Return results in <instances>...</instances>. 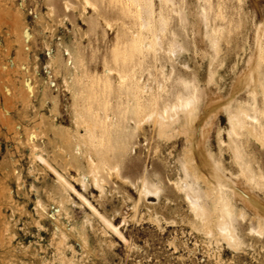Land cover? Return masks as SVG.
<instances>
[{
  "label": "rangeland",
  "instance_id": "obj_1",
  "mask_svg": "<svg viewBox=\"0 0 264 264\" xmlns=\"http://www.w3.org/2000/svg\"><path fill=\"white\" fill-rule=\"evenodd\" d=\"M66 2L70 6L66 7ZM89 2L93 6L83 0H0V264H69L67 259L59 262V256L54 255L56 246L64 251L65 258H72L71 264H264V234H246L249 225H256L248 217L249 211L241 225H237L244 248L234 250L225 241L216 244L201 230H195L185 202L166 191L165 178L181 173L184 139L179 135L167 142L158 140V151L153 152L156 140L151 126L146 124L138 129L127 122L129 81L120 84L116 75L106 73L107 68H112L130 78L134 73L145 79L155 72L167 73L165 51L171 43L170 30L156 56L149 52L139 57L130 52V31L136 30L137 21L124 0ZM217 3L225 17L221 20L222 34L216 33V56L205 35L206 30L211 32L212 22L207 28L203 22L197 23L195 12L200 2L187 0L184 10L189 22L184 28L172 18L171 25L184 49L173 57L174 71L169 83L207 85L211 66L214 83L209 86L227 98L235 73L244 65L252 45L254 25L264 21V0L204 2L210 13ZM235 98L244 106L251 101L244 91ZM235 100H231L232 106ZM260 103L258 94L257 106ZM230 108L227 105L214 119L207 145L212 159H220L227 170L231 169L230 157L224 144ZM199 109L202 110L201 105ZM85 118L119 131L116 137L102 138V148L113 149L123 176L134 180L145 174L155 185L160 179L154 173L156 167L162 175L161 188L170 198L140 201L137 215L131 219L132 199L138 197L132 186L105 177L106 194L101 199L99 191L90 186L84 190L80 183L76 184L73 179L78 177V170L86 169L79 143ZM219 130L224 141L221 144L217 140ZM34 141L47 161L98 210L111 217L115 214L113 221L126 243L113 233L103 234L88 206L73 191H69L70 201L63 198L59 208L58 195L66 193L57 188L54 173L41 162L32 161L29 145ZM121 144H126V152L117 156ZM254 145L264 170V147L255 142ZM125 156L128 164L124 162ZM64 211L68 212L67 217ZM154 211L157 219L149 216ZM87 214L93 219V229L85 226ZM122 216H126L125 224ZM58 231L67 234L63 244Z\"/></svg>",
  "mask_w": 264,
  "mask_h": 264
},
{
  "label": "bare ground",
  "instance_id": "obj_2",
  "mask_svg": "<svg viewBox=\"0 0 264 264\" xmlns=\"http://www.w3.org/2000/svg\"><path fill=\"white\" fill-rule=\"evenodd\" d=\"M197 1L201 3L195 12L197 23L203 22L205 28L208 27L209 21L213 24L210 28L211 32L206 30L205 35L214 56H216L219 49L216 33L222 34L221 20L224 19L225 15L218 3L210 13L204 4L206 0ZM83 2L93 6L89 0H83ZM124 2L137 21L136 30L130 31L131 54L143 57L152 52L153 56H156L159 49L162 48L167 30H170L172 37L171 43L165 51V58L169 64L167 73L160 71V74H157L155 72L149 79H145L137 78L134 73L130 78L117 69H106V73L116 75L118 83L123 84L128 81L130 83L127 85L126 93L129 97V103L126 105L127 122L129 121L134 128L138 129H142L146 124L151 126L156 140L154 141L153 152L158 151V140L167 142L179 135L182 136L184 145L180 161L181 173L179 172L175 178L169 176L165 178L167 193L182 198L192 216L190 222L196 227H194L195 230H201L202 235L204 233L209 239L212 238L216 244L225 241L226 245L234 250L244 248L245 242L238 235L237 225H241L247 211H249L248 217L252 218L256 225H249L246 234H256L257 236L264 234V201L260 195L264 196V170L258 163L257 148L254 145L255 142L259 143V147H264V21L254 25L253 42L248 47L247 58L244 65L235 73L229 96L223 98L220 93H215L209 86L210 83H214V69L211 66L207 71V85L200 86L193 83L192 87H188L181 83L176 85L169 83L174 71L173 57L184 49L183 43L177 40V32L171 25V20L173 18L182 28L186 26L189 22L184 10L187 0H124ZM65 6L68 7L70 4L66 2ZM104 23L106 26L109 25L107 21ZM240 49L241 51L244 50L243 47ZM160 68L158 69L160 70ZM242 91L251 99L247 106L235 100L236 95ZM258 94L261 98L259 106H257ZM233 98L235 100L234 106L231 105ZM229 104L231 108L227 111L228 127L225 130L226 142L224 146L230 157L229 166L231 169L227 170L220 159L217 161L212 159L207 151V145L214 119ZM200 105L202 110L199 109ZM81 124L84 127V134L80 135L79 143L83 147L82 162L86 169L78 170V177L73 179L76 184L80 183L84 190L90 186V188L99 191L98 197L101 199L106 194L107 182L105 177L115 179L127 187L132 186L138 197L132 199L131 219H135L140 201L148 200V198L160 199L163 197L166 200L170 198L161 188L162 181L160 179L162 175L156 167L153 170L160 179L155 185L150 184L145 174L137 176L134 180L121 174L120 164L118 158L114 157L113 149L110 146H107L105 150L102 148L104 142L102 138L108 140L112 135L116 137L119 134L118 130L111 131L109 127H101L93 123L90 118H85ZM217 140L220 144L224 143L220 136V130L217 133ZM118 147L117 156L125 155L126 144H121ZM29 155L33 162H41L54 173L57 188L66 193V196L58 195L56 201L59 202V208L64 203L63 198L66 197L70 201L69 191H73L81 203L88 206L103 234L113 233L122 239L123 243L127 242L122 231L113 221L115 214L111 217L112 215L109 216L105 211L98 210L84 194L77 191L74 185L47 161L36 141L29 145ZM110 155H112V161L108 159ZM124 162L128 164L127 156H125ZM38 202L34 203L38 204ZM164 202L166 201L164 200ZM145 206L146 208L149 207L148 205ZM40 208L42 206L39 207V210ZM67 213L64 214L65 217H67ZM139 215L141 216L140 213ZM152 215L153 218L157 219L156 211L149 216ZM84 220L85 226L94 228L93 219L88 214L85 215ZM121 220L125 224L126 216H122ZM39 227L42 226L39 225ZM69 227L71 226L69 225ZM76 228H78L77 225ZM58 232L62 238L59 242L63 244L67 234L63 233L65 231ZM103 234L102 239L104 238ZM79 237L77 236V238ZM100 238L98 239L100 240ZM68 246L70 247V245ZM59 247L56 246L54 255L59 256L60 263L67 259L71 264L72 258H65L64 251L60 250ZM73 248H70V251Z\"/></svg>",
  "mask_w": 264,
  "mask_h": 264
}]
</instances>
